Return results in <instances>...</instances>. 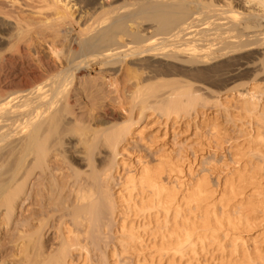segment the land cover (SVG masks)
I'll return each mask as SVG.
<instances>
[{"label": "bare ground", "instance_id": "obj_1", "mask_svg": "<svg viewBox=\"0 0 264 264\" xmlns=\"http://www.w3.org/2000/svg\"><path fill=\"white\" fill-rule=\"evenodd\" d=\"M92 5L96 10L106 11L107 17L76 32L71 28L72 8L69 4H60L57 0H0V15H3L6 21L4 23L6 32L1 34L0 47L7 45L0 53V86L4 83L1 81L4 76L9 84L27 81L24 89L15 94L4 93L3 89H0V261L3 258V261L5 260L1 261L3 264H74L72 257L74 252L78 251L85 264L90 258L88 245L93 244L92 242L96 243L97 240L100 242L99 238L105 237L108 230L114 232L115 237L112 247L110 246L111 248L104 254L107 260L116 257L121 260L120 256L123 257L122 255L133 249L140 238L133 228L126 227L125 217L122 216L123 204L126 202L122 195L123 189L129 192L127 195L130 200L134 202L137 197L139 201L134 203V209L132 208L134 206L129 207L132 213L137 212L141 218L152 215L164 216V221H159L158 226L161 239L165 243L162 252L166 255L173 252L183 257L187 250L195 249L197 244L203 245L208 239L217 238V232L221 233L224 227L227 231L228 229L239 231L242 228L251 230L255 217L252 218L246 215V212L244 214L243 210L237 209H244V205L241 207V201L237 208L234 204L237 210L233 209L232 200L240 197L243 191L241 193V188L238 190L231 182L233 185H229L231 202L228 201L229 198L223 196L224 201L221 200L220 204L224 211L226 206L223 207V204L227 205V203L223 202L226 201L232 206V208L229 206L233 209L231 212L237 214L241 211L243 214L240 212L237 218L229 213L230 209L228 213L231 217L229 214L226 216L224 214L226 212L223 213L222 210L219 215L215 209L216 212L213 210L219 205L212 204L214 205L212 209L208 204L204 207L203 203L208 201L206 198L211 196L207 195L209 194L207 192H210L206 191L209 183L203 177L200 179L203 181L196 182L198 185L193 187L195 191L192 190L193 193L191 191L192 195L185 198L187 203L186 201L184 203L187 204L185 207L188 206V209H184V214L185 211L190 210L191 204L195 205L193 206L195 212L200 210L196 214L193 213L194 208L190 210L192 215L198 217L196 220L193 219L194 224L188 212V217L183 215L184 206L182 210L176 211V204L178 205L176 189L163 178L167 165L171 163L165 165L164 162L167 161L162 162L163 158L160 156H155L153 162L142 161L140 168L128 175L125 182L117 183L115 171L118 157L127 151L134 130L144 117L143 112L140 119L122 121L116 125L114 123L112 126L96 129L97 131L92 130L85 149L87 151H78L77 146L72 145L70 153L74 152V155L68 164L70 169L68 176L62 172L63 167L56 162L58 160H55L60 154H54L62 147L63 137L72 127L69 125L70 120L68 123L66 120L69 117H66V114L72 98L68 92L74 87L80 72L92 73L99 70L98 73L102 75L103 80L110 78L106 82L112 87L115 86L117 76L129 68L133 71L150 69L152 75H155L154 79L174 76L177 73L181 75L195 73L200 78H211L215 81L223 79V82L235 81L241 76L240 73L245 74L250 68L249 58L252 59V55H255L253 50L264 46V0H135L130 4L126 1L118 4L93 0ZM16 6L28 11L27 14L38 16L46 15L48 11L53 10L55 21L49 26L39 25L31 17L28 19L29 16L26 19L23 11L18 12ZM139 20L144 23L138 24ZM46 33L50 36L48 40ZM38 38L46 43L52 55L51 60L46 61L38 47L31 44ZM58 42H62L64 52L59 50ZM259 50L264 56V47ZM239 63L241 64L238 67ZM36 73H43V78L36 76ZM257 88L253 86L246 94H239L241 98L238 99L243 105L241 106L252 115L255 116L256 113L257 116L260 112L258 115L264 121V107L262 109L255 97L254 91ZM218 94L209 95L214 105L227 107L228 101L223 100L226 93ZM121 99L119 95L118 101H122ZM207 101L203 93L182 86L157 97L154 105L156 110H165L170 115L179 110L187 111L193 107L195 109L196 104L200 102L205 106ZM262 119L260 118L261 121ZM99 135L100 138L102 137L101 143L107 149L105 158H109V162L106 159L107 161H104L107 163H102L101 159L96 168H91V143L94 144ZM254 149L257 148L249 150L245 156H248L247 160L253 168L258 167L257 170L255 169L257 172L253 173L260 171L264 173L263 148ZM78 161L87 162L86 166L94 171L86 173L85 170L86 174L84 171L82 174L80 169L79 171L74 168L78 165ZM169 169L171 172L174 170L171 167ZM251 178H247L249 182ZM256 180L252 179L250 184H254ZM59 181L62 188L71 189L70 195L67 193L68 195L65 196L66 198L70 196L71 200L64 198L63 207L59 208L62 212L56 226L59 246L55 249L57 251L49 252L47 247L39 246L40 238L35 240L37 229L34 223L37 220H44L52 212L51 210H54V207L52 208L54 202L50 195L53 186ZM115 186H119V193L114 192ZM227 189L224 188V191ZM211 194L213 195L210 192ZM230 194L228 193L227 197ZM206 206L212 211H209L210 209L207 211ZM178 207L180 208L177 206V209ZM205 208L206 212H204ZM181 213L187 221L191 216V222H184ZM179 217L184 221L180 224V228L175 224L177 228L173 224L176 221L173 220H179ZM197 219L199 221L195 223ZM4 226L7 233H2ZM198 230H201V233ZM32 236L34 243L30 239ZM18 240L23 244L18 248L20 258L12 253L14 248L10 251L12 244ZM198 240L202 243H197ZM215 240L213 242H216ZM7 250L10 251L8 253L10 256L6 255ZM254 258L244 257L241 263L264 264V258L259 256ZM117 262L116 264L119 263ZM105 264H109V261Z\"/></svg>", "mask_w": 264, "mask_h": 264}, {"label": "rangeland", "instance_id": "obj_2", "mask_svg": "<svg viewBox=\"0 0 264 264\" xmlns=\"http://www.w3.org/2000/svg\"><path fill=\"white\" fill-rule=\"evenodd\" d=\"M92 1L93 0H57V2H59L60 4H69L71 6L72 19L70 22L72 23V30L75 29V31L78 32L84 26L86 27L107 17L105 13L106 11L104 12L102 9L96 10L92 5ZM125 1L130 4L135 0H99V2H116L118 4H121ZM19 6H16L18 12L23 11V15H26L24 16L26 17V19L29 16L28 19L32 18L36 20L39 25L47 24V26H49L55 21L53 10L48 11L46 15L38 16L31 13L27 14L28 11L21 10L22 7L20 6V8ZM5 22L6 21L3 18V15H0V37L1 34H4L6 32V27H4ZM143 23L144 22L142 20L138 21V24ZM46 36V39H50L49 33H46ZM31 44L35 47H38L39 51L46 59V61L51 60V52L48 51L46 43H44L42 39H34ZM5 45L4 47H7V45ZM57 46L59 47V50L61 49V51H65V49H63L64 47L62 42H58ZM4 47H0V53L1 49L2 51L6 49ZM261 47L253 50L254 52L252 51L253 53H255V55H252V59L249 58L250 68L247 69V75L246 73H240L241 76H238L237 80L232 82H223V79L221 81H215L211 78H200L195 73L185 75L177 73L174 76H162V78L154 79L153 77L155 75H152L150 69H140L138 71H133L129 68L128 70L125 69L120 75L117 76L118 79L116 78L117 81L115 83V86L112 87L109 83L106 82L109 81L110 78L107 77V80H103V77H101L102 75L98 73L99 70L92 73L84 71L80 72V74L77 76L74 87L68 92L72 98L68 109V114H66V117H69L66 118V120L67 123L68 120H70L69 125H72V127H70L71 132L69 131L68 134L63 137V144H61L62 147H60L59 151L54 154H60V156H56L58 159L55 160H58L56 162L63 167L62 172L65 175L68 176V174H70L68 164L72 155H74V152L70 153L72 150V145H76L78 151H87L85 149L87 148L88 137L89 134L91 135L92 130L97 131L99 129H103L104 127L112 126L114 125V123L116 125V123H120L122 121L140 119L142 116L141 112H143L145 113L144 117L136 126L134 135L127 147V151L124 152L123 155L118 157V166L115 171V177L116 180H118L117 183H119V181L125 182L128 175L135 173L140 168L142 161L148 160L153 162L155 156H160L161 158H163L161 160L162 162L167 161L164 162L165 165L171 163L169 164L170 166L167 165L166 172L163 178L165 182H169L172 187H175L176 189V203H178V205L176 204V211H180V209L184 206L183 210L181 209L183 211V215H186L185 217H188V214L192 216H189V221H187L183 218V215L181 213L182 217H180L185 221L183 219L181 220V218L179 217L180 221L173 220L176 221V223L172 221L174 225L177 224V226L180 228V224L183 223V221L191 222V218L192 223L194 224L193 221L198 218L196 217L197 215L195 216L192 214L199 213L200 210L195 212L196 209L193 207L195 205L192 206V204L190 205V210L194 208V212L192 213V211L188 210L185 211L186 213L184 214V209H188V206L185 207V205L187 204L184 205V203L185 201L187 203V200L185 198H189L188 196L192 195V190H194L193 187H196L198 185L196 182L203 181L200 180L202 179V177L205 178L204 180H207L206 182L209 183H207L209 187H206V191L208 190L213 193V195H210V192H207L209 194L206 193L211 197L206 198L208 199V201L206 200L207 202L203 203L204 207L208 204L212 209V207H214V205L212 204H215L216 206L219 205L218 208H221V200L224 201L225 198L223 196L229 198L228 201H230L231 189L229 191V187L235 184V188H238V190L241 188L240 192L243 191V193L241 192L242 195H240V197H236L238 199L235 198V200H232V202L234 201V203L230 201L231 204H233V209H239L241 211L243 210L242 212L244 214L246 212V215L252 216V218L255 217L252 221L253 223L251 224L252 227H250L251 230L248 228L250 231L248 229L244 230L245 228H242L243 232L240 229L239 231L233 230V233V231L229 229L228 232L224 227L223 230L221 229L222 231L221 233H219V237V234L217 232V238H212V240L218 239L215 240L216 242H213L214 240L212 241L211 239H208L207 241H205V244L203 243V245L197 244V249H193L195 251L187 250L183 257L181 255H175L173 252H171V254L169 255H166L162 252L165 247V243H163V240L161 239L162 237L160 235L158 226L159 221H164V216L160 215L159 217H157L156 215H152V217L141 218L139 217L140 214H138L137 212L132 213L129 207L134 206L132 207L134 209V203H138L139 201L137 200V197L135 199L136 201L134 202L130 200L131 198H129L128 196L129 192L126 189H123L122 195L124 196L123 199L126 200V202H124L123 204L122 216L123 218L125 217L124 219L126 227L128 229L133 228L140 235V238L137 241V245L134 246V248L129 252H127V254L122 255L123 257L120 256L121 260L118 257H116V259L111 258V260H107L105 256L106 254L104 253H106L107 250L112 247L115 237L114 232L108 230V233L106 232L107 235L105 237H98L100 239V242H98V240L97 242L95 241L96 243L91 241L93 244L89 242L90 246L88 245V249L90 250V258L87 261L88 263L86 262L85 264H105L107 261H109V264H116L117 261L119 262H117L118 264H122L123 261V264H238L239 262V264H242V258H246L247 256H253V258L259 256L264 258V173H262L263 171H258L259 173H253L258 169V167L253 168L251 163H249L247 160L248 156H245L246 152L248 154V151L251 148V150H253V148H263L262 150L264 151V124L262 125L264 121L262 117L258 115L260 112L257 114V116L259 117L256 116V113L255 116L252 115L250 112H248L247 109L242 107L243 105L242 103L240 104V99H238L241 96L239 94H246L247 91L252 89L253 86H257L258 88L254 92L258 94H255V97L260 103L259 105L262 107V109L264 107V88H262L264 87V56H262L263 53L259 50L261 49ZM257 59H260L262 62ZM251 60L252 62L254 60L253 63H255V65L251 62ZM240 64L241 63H239L238 67L240 66ZM243 71L245 72V70ZM243 71L241 72L244 73ZM255 74L257 76H255ZM36 76H41V78H43V73H38ZM1 81H3L4 83L2 84V86H0V89H3L4 93L8 94H15V92L24 89L27 83V81H17L16 83L9 84L7 83L8 79H6L5 76ZM261 84L262 86H260ZM240 85H243V87H241ZM182 86H188L191 90L203 93L204 98L208 100L206 102L207 105L204 106V104L202 103H205V101H201L202 103H200L202 105L200 103L196 104L197 107L195 106V109L193 107L191 109H187V111L179 110L177 113H172L170 115H168L165 110H156L154 101L157 97ZM237 86H240L239 89ZM259 88L262 89L260 90ZM117 89L119 91H117ZM218 93H226V95L223 96V100L228 101V103L226 104L227 107H219L214 105V102L209 95L217 96L219 95ZM119 95H121L122 98V101H120L121 103L118 101ZM240 108L245 113H243ZM254 117L257 118L255 119ZM260 118L263 122L260 120ZM257 119H259L260 121ZM258 122L261 123L259 124ZM259 125L261 126L259 127ZM247 133H249V135ZM101 140L102 137L100 138L99 135V137H97L94 141V144L91 143V168H96V165L99 164L101 159L102 163L109 162V158H105V155H107L105 151H107V149L101 143ZM104 160H106L107 162ZM80 162L82 164H80ZM77 164L78 165L75 164L76 167L74 168L76 170L80 169L82 174L85 173V170L87 171L86 173L91 170L94 171L93 169L90 170V167L88 168L86 166L88 165L87 162L83 163V161H78ZM170 167L174 169L172 170V172L169 171L171 170L169 169ZM169 174L171 175V177ZM247 178H251L250 182H252V179H257L256 181L258 182L254 181L256 184L254 182V184H250V182L248 181L249 179ZM242 180L244 181L242 182ZM247 181L249 182V184L247 183ZM230 182L234 184L232 185ZM225 183L229 184L226 185ZM56 184L57 185L53 186V190L50 195L52 202H54H51L52 208L54 207V210H51L52 212L48 214L50 220L46 216L47 218H44V220L42 221L40 220L41 222L37 220L34 223L37 229V232H35L36 236H34L35 240L40 238L39 246L47 247L49 252H51L52 250L54 252L57 251L55 249H57V246H59V241L57 239L58 227L56 226H58V219L61 215L60 213H62L60 212L63 207L62 203L65 199L69 200L71 198L70 196V198L65 197L68 194L70 195V188H62L63 186L60 181ZM224 188H228L227 191H224ZM114 192H120L119 186L114 187ZM226 192L227 194H230L228 197ZM189 193L190 195H188ZM180 202L181 205H179ZM223 203H227L228 205L229 202L226 201ZM239 203L241 204V207H243L244 205V209L237 208V206H240ZM231 204L228 206L223 204V207L226 206V211H224V208L223 210L222 208H219L218 212V208L216 206L215 207L217 209L213 208V210L215 209L219 215H221L220 212L222 210L223 213L226 212L224 213L226 214V216H229V213H231L234 218H237V215L241 211L237 214H234V211H232V214L231 210L233 209H231ZM234 204H236L237 209L235 208ZM258 205L260 206L257 208ZM177 206H180V208L178 207L177 209ZM229 206L231 208H229ZM206 208L204 212H206ZM209 209L210 208H207V211ZM211 209L209 211H212ZM229 209L230 212L228 213ZM56 211L58 212L56 213ZM242 212L241 214H243ZM173 219L178 218L173 217ZM198 221L199 220L197 219L195 223ZM5 228L6 227L4 226V230L2 231V233H7L5 231ZM177 228L175 229L177 230ZM198 231H200L201 233V230ZM223 235H225V237ZM34 237L32 236V238H29L32 240ZM103 238L104 241H102ZM198 241L197 243H202ZM29 242L31 241L29 240ZM32 243H34L33 240ZM21 244L22 241L18 240L17 242H15V244H12L10 250L12 251L14 248L12 253H15L18 258H20L18 248L23 246V244L22 246ZM14 245L17 246L14 247ZM235 245L237 246V249ZM10 251L7 250V254H5L10 256V254H8L10 253ZM72 259L74 261V264H84L81 253H79L78 251L74 252ZM1 261H3V258Z\"/></svg>", "mask_w": 264, "mask_h": 264}]
</instances>
